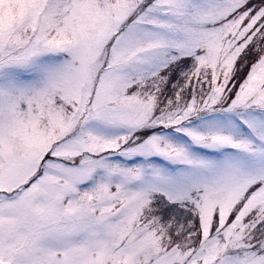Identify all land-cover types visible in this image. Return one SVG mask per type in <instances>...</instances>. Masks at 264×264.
<instances>
[{
	"label": "snow or ice",
	"instance_id": "snow-or-ice-1",
	"mask_svg": "<svg viewBox=\"0 0 264 264\" xmlns=\"http://www.w3.org/2000/svg\"><path fill=\"white\" fill-rule=\"evenodd\" d=\"M0 264H264V0H0Z\"/></svg>",
	"mask_w": 264,
	"mask_h": 264
}]
</instances>
